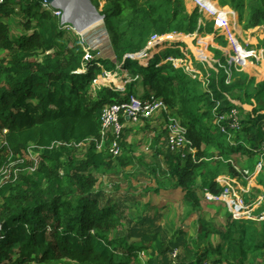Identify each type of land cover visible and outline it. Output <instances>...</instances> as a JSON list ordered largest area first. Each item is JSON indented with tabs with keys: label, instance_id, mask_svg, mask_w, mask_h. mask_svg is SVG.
Listing matches in <instances>:
<instances>
[{
	"label": "trees",
	"instance_id": "16d2710c",
	"mask_svg": "<svg viewBox=\"0 0 264 264\" xmlns=\"http://www.w3.org/2000/svg\"><path fill=\"white\" fill-rule=\"evenodd\" d=\"M91 1L100 10V1ZM217 1L232 9L219 6ZM209 3L221 7L238 32L236 11L245 30L264 26V0ZM100 13L110 33L116 63L99 57L98 50H86L76 37L67 38L61 19L41 0H0V52L6 54L0 63V170L7 169L0 173V264H134L139 259L141 249L130 241L141 236L143 228L128 221L122 202L101 204L95 187L98 169L113 165L114 158L109 140L99 149L103 110L123 97L139 96L140 82L149 89L139 97L163 99L197 148L195 156L187 149L184 156L157 148L166 168L153 167L158 187L180 188L190 213L201 207V191L204 196L206 192L222 194L225 187L216 180L220 174H240L233 160L235 153L246 156L251 172L257 163H264V80L257 81L255 75L228 63L221 49L228 40L214 28L212 20L200 23L203 16L199 9L190 10L186 0H106ZM259 29L262 27L253 30L252 36ZM202 32L209 34L207 51L218 60L205 92L198 88L200 80L170 60L183 59L202 68L193 55L189 56L185 42H167V48L160 52V46L146 50L154 35ZM213 39L221 48L212 45ZM259 47L264 48V37ZM145 50L149 53L146 61L133 57ZM195 53L203 57L204 52L196 48ZM245 66L253 68L248 61ZM105 69L124 74V78L130 73L133 79L125 90L103 85L95 91L92 85ZM233 109L240 117L238 127L229 126L228 119L217 123ZM166 122L167 118H161L155 127L156 145L163 137L167 139ZM127 130L122 134V146L126 145ZM57 142L63 144L58 146ZM71 142L77 145L66 144ZM78 144L86 147L82 158L77 156ZM119 158L124 165L131 161L125 153ZM29 167L35 170L25 172ZM162 175L168 178L166 182L161 181ZM260 180L264 188V174ZM244 196L248 200L247 194ZM263 212L264 204L256 213L262 216ZM253 224L254 220L236 218L222 235L243 257L264 248V240L261 244L258 241L262 234ZM236 233L238 239L233 238ZM175 240L157 237L156 264H175L170 254L182 246ZM184 250L189 254L181 257L179 250L177 264L226 259L229 264H242L228 253L213 256L221 254L222 243L214 253L192 254L188 244Z\"/></svg>",
	"mask_w": 264,
	"mask_h": 264
},
{
	"label": "rangeland",
	"instance_id": "374dc122",
	"mask_svg": "<svg viewBox=\"0 0 264 264\" xmlns=\"http://www.w3.org/2000/svg\"><path fill=\"white\" fill-rule=\"evenodd\" d=\"M99 1L101 10L106 4V0ZM205 2L212 6L209 3L210 0H205ZM186 4L190 10L196 8L194 2L190 0H186ZM218 4L220 6L219 2ZM216 10L221 11L222 14H226L221 7L216 8ZM63 27L68 31L67 38L71 39L74 36L85 46L86 50H98L99 57H104L112 63L117 62L111 45L110 33L104 23L101 26L91 25L89 28L87 27V30H80L81 28L76 23L69 21ZM166 37L154 42L153 45L155 48L162 46V44L168 46L169 44L165 41L172 39L176 41L178 37H181L190 50L189 56L190 54L193 55L198 60L199 65H202V68L196 66L193 62L180 63V61L172 60L174 65L176 67H182L185 64L190 65L192 69L189 67L190 69H185V71L187 72L189 70V73H187L192 78L201 81L198 83V88L201 92L208 90V78L213 72L217 71L215 62L218 61L207 51L206 43L210 40L209 34L202 32L201 34L192 35L190 38L179 34L173 35L172 39H166ZM245 37L248 36L246 35ZM225 38L228 40L227 35H225ZM213 41L215 40L213 39ZM247 41L251 44L249 39ZM257 42L259 45V41ZM214 45L216 47L219 46L217 42H214ZM196 48L203 50V57L196 55ZM222 48L227 53V61L230 65H237L236 67L238 68L242 67L245 71L255 75L257 81L264 80V67L260 68L256 65L254 67L256 73L252 72V68H247V66H241L239 63H236L235 57L237 55L229 41L228 45ZM161 50L162 48L158 47L157 52ZM136 57L139 58L140 56ZM3 58H6V54L0 52V63ZM41 58L42 56L39 57V59ZM262 60L264 61L263 58ZM263 63L261 64L263 65ZM229 72L231 73L230 69ZM123 75L105 69L93 83V89L97 91L101 86L107 85L113 89L125 90L127 84L132 81L133 77H131L130 73L127 74L128 78L127 75H125L126 78ZM145 89L149 88L147 86L145 87L141 82L138 83L139 96L144 94ZM161 118H163L162 115L152 119V123L141 120L138 123H132L126 127L128 129V136L125 140L126 145L122 147L123 154L125 153L131 157L129 164L124 165L119 161V157H114L112 158L113 165L103 166L98 169V182L95 187V192L99 193L101 204L109 202V200L122 202V206L126 208V217L130 219L128 221H132V225L134 226L143 228L141 236L132 237L130 241V244L137 245L141 249L139 259L134 264H156L155 260L158 258L156 257L157 251L155 249L157 246V237H161L167 241L172 237L174 240L176 239L175 241L181 242L182 246L179 249L180 253H182L181 257L189 254L187 250H184L186 244L190 245L192 254L193 251H199V254H205L207 251L212 252L219 243H222L221 254L218 253L217 255V252L214 253L213 251V256L220 257L222 254L228 253L231 259L242 262V264H264V248H261L258 252L249 254L247 257H243L238 254L234 247H231L230 241L223 239L222 236L226 233L228 223L232 222V220L236 218L250 219L254 220L253 225L262 234L261 236L257 234L259 236V244L263 242L264 212L262 216H258L256 212L264 204V188L260 182L261 175L264 174V163L262 161L257 163L255 170L251 172L248 169V162L245 159L246 156L235 153L233 160L235 168L240 174L231 176L223 173L218 176L220 178V184L227 188V195L222 198L219 196L220 199L208 200L201 191V207L193 213H190V208L184 199L183 191L180 188L158 187L157 176L153 172V167L159 170L166 168L164 156L163 154L158 155L157 148L162 147V150H167V139L163 137L160 140V145H156L155 143L156 136L158 135L155 127L160 124ZM2 142L3 134L0 133V146ZM75 149L77 150V156L82 158L86 147L81 145L76 146ZM213 151L217 152V150ZM31 154L33 156L35 155L33 152ZM33 170H35V167H29L25 172L32 173ZM161 178L162 182L168 180L163 175ZM5 180H2V183ZM198 183L200 184V180H198ZM230 184L232 187L228 188ZM154 188H157V190ZM244 194H247L248 200ZM234 202L236 205H244V207L238 209L234 205ZM142 217L146 218L143 222H140ZM237 237H239V233L233 236L235 239H238ZM170 258L173 262V253L170 254ZM176 259V262L181 260L178 257ZM227 261L228 259L224 262L229 263Z\"/></svg>",
	"mask_w": 264,
	"mask_h": 264
},
{
	"label": "built area",
	"instance_id": "2783aa9c",
	"mask_svg": "<svg viewBox=\"0 0 264 264\" xmlns=\"http://www.w3.org/2000/svg\"><path fill=\"white\" fill-rule=\"evenodd\" d=\"M190 1L194 2L195 7L199 9L203 18H205V19L201 18L199 20L200 23L205 24L206 20H212L214 23V28L219 31V34L224 36L227 35L228 41L232 45V48L237 55V57H235L236 63H239L241 66H245L246 61H248L251 62L252 65H257V66L262 65L261 63L264 62L262 58L264 59V57L259 53L258 50L249 47V42L240 35L236 27L232 24V22L228 18L227 14H222L221 11L219 12L218 10H216L215 7L208 5L205 2V0H190ZM42 3L45 8L51 9L52 12L61 19L62 26L69 23V21L66 19L65 12L62 8L53 7L48 2L45 1H43ZM165 37L166 36L159 37L158 35L152 36L151 41L149 42L147 48L154 46L153 45L154 42H157L161 38H165ZM168 37L169 36L167 35L166 39ZM221 49L225 52L223 48ZM241 51H243L242 54H244L243 58H240ZM225 54L227 56V53ZM136 56H140L139 58H145L148 57V53L145 50L134 55L133 57L137 58ZM171 60L175 61L176 59L171 58ZM178 60L180 62L184 61L183 59H178ZM189 67L192 69L190 65ZM189 67L187 68L190 69ZM239 68L240 70H244L242 67ZM160 115H162L163 118H167V122L165 123V128H167L168 131V136H167L168 148L172 151L182 152L184 156L188 152L187 150H189L195 156L197 148L193 147L192 142L187 138L186 128L181 124V122L178 119L171 116V111L168 109V106L165 103V101L161 98H157L155 95H151L150 97L145 99L137 95H129L119 99V101L114 104L106 105L101 115L102 140L99 142V149H102L105 146L106 142L109 140L110 153L114 157H120L123 154V147L121 144V140L124 129L129 124L138 123L141 120H145L146 122L149 121L150 123H152V119ZM239 118L240 117L238 114V110L233 109L227 115L221 116L218 122H220L221 120L228 119L231 120V124L229 126H231L232 128L233 127L236 128L240 124ZM222 130L223 131L226 130L225 125H222ZM62 144H63L62 142H57L58 146ZM66 144L68 146L77 145L75 142L66 143ZM80 145L82 144H78V146ZM31 153L32 151L30 150V154ZM3 171L6 172L7 169H1L2 173ZM219 180L220 178L217 177L218 182ZM229 187H232V185L230 184L228 188ZM226 190L227 188L225 187L224 191L220 195H215L211 192H206L205 196L208 200L220 199L227 195ZM234 205H236L235 202ZM236 207L238 209H241L244 207V205L243 206L236 205ZM178 254H179V250L176 249L173 252V257H174L173 262L175 264H177L176 258L178 257ZM202 264H229V263H226L224 261L218 262L213 260H205Z\"/></svg>",
	"mask_w": 264,
	"mask_h": 264
},
{
	"label": "water",
	"instance_id": "95a60500",
	"mask_svg": "<svg viewBox=\"0 0 264 264\" xmlns=\"http://www.w3.org/2000/svg\"><path fill=\"white\" fill-rule=\"evenodd\" d=\"M48 2L53 7L62 8L67 14H75L83 21L96 18L104 23V15H102L91 0H41ZM94 20V19H93Z\"/></svg>",
	"mask_w": 264,
	"mask_h": 264
},
{
	"label": "crops",
	"instance_id": "0c3cea01",
	"mask_svg": "<svg viewBox=\"0 0 264 264\" xmlns=\"http://www.w3.org/2000/svg\"><path fill=\"white\" fill-rule=\"evenodd\" d=\"M221 5V4H220ZM223 7H228L229 9H232L231 7H229V6H223ZM234 10V9H233ZM234 11H236V10H234ZM236 13H237V17H238V22H239V26H240V28H239V33H240V35L244 38V39H249V41L251 42V44L249 43V47L250 48H254V49H256V50H258L259 51V53L264 57V48H262V47H259V45L257 44L258 42L257 41H259V38H263L264 37V26H257V27H255V28H250L249 30H245L244 28H243V25L241 24V22H240V18H239V13L236 11ZM262 27V29H259L260 31L259 32H257V33H255L254 34V36H252V31L253 30H256V29H258V28H261ZM246 33V34H245ZM175 34H178V33H172V34H169L168 36V38H170V39H172V36L173 35H175ZM179 35H182V34H179ZM248 36V37H245V36ZM167 36V35H166ZM185 36V35H184ZM185 37H188V38H190L191 36H185ZM173 40V41H172ZM172 40H167V41H165V42H175V39H172ZM176 41H183L182 39H181V37L179 38H177V40ZM183 42H185V41H183ZM186 43V42H185ZM212 45L213 46H215L214 45V41L212 40ZM219 47V46H218ZM160 48H162V50L161 51H163V50H165L166 48H167V46H165V45H163L162 44V46H160ZM175 61H179L178 59H176ZM184 62V61H183ZM182 62V63H183ZM181 63V62H180ZM182 66V65H181ZM186 66L187 67H189V65H183L182 67H184V68H186ZM254 67H256V65H253V68L252 69H254ZM186 69H188V68H186ZM189 70H187V72H188ZM189 73V72H188ZM253 75V74H252Z\"/></svg>",
	"mask_w": 264,
	"mask_h": 264
},
{
	"label": "bare ground",
	"instance_id": "6f19581e",
	"mask_svg": "<svg viewBox=\"0 0 264 264\" xmlns=\"http://www.w3.org/2000/svg\"><path fill=\"white\" fill-rule=\"evenodd\" d=\"M66 19L69 21H73L74 23H76V25L78 27H80V30H87V27L89 28V26L91 25H95V26H101L103 24V22L101 20H97L96 18L93 17V19H89V21H83L82 19H79L75 14H67ZM0 173L1 170H0Z\"/></svg>",
	"mask_w": 264,
	"mask_h": 264
},
{
	"label": "clouds",
	"instance_id": "9594fccd",
	"mask_svg": "<svg viewBox=\"0 0 264 264\" xmlns=\"http://www.w3.org/2000/svg\"><path fill=\"white\" fill-rule=\"evenodd\" d=\"M43 2V1H42ZM100 12V11H99ZM69 21V20H68ZM166 36V35H165ZM152 47H155V46H152ZM152 47H149V48H146V50L147 49H150V48H152ZM152 55V54H151ZM148 57H149V53H148ZM148 57H145V58H136V59H140L141 61H145V60H147L148 59ZM171 60V59H170ZM124 98V97H123ZM5 131V133L7 132V130L5 129L4 130Z\"/></svg>",
	"mask_w": 264,
	"mask_h": 264
}]
</instances>
